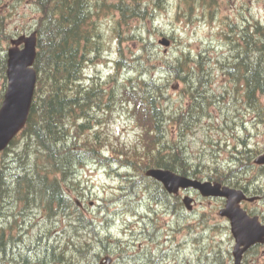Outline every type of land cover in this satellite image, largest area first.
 Wrapping results in <instances>:
<instances>
[{
	"label": "trees",
	"instance_id": "trees-1",
	"mask_svg": "<svg viewBox=\"0 0 264 264\" xmlns=\"http://www.w3.org/2000/svg\"><path fill=\"white\" fill-rule=\"evenodd\" d=\"M151 1L149 10L142 0H117L114 4H106L104 0H33L38 14L33 29L37 34L34 68L38 78L26 126L0 153V264H98L102 252H97H111L113 248L106 250L100 244L95 248L77 239L81 232L94 229L71 195L73 192L81 195L83 187L77 175L88 163L107 167L110 172L114 167L116 171H124L127 182L121 191L123 197L127 196L125 200L137 184L147 188L154 184L158 188L156 197L166 204L173 199L179 209L182 207L179 199L169 196L158 182L147 177L146 170L161 168L202 180L198 170L190 166L183 148L165 143L164 111L160 105L162 85L153 79L131 77L120 82L117 78L118 69L128 66L123 64L119 47L115 72L106 81L92 79L86 83V66L97 61L104 48L103 34L96 21L100 9L111 7L119 12L112 27L113 38L119 40L121 26H128V20L153 15L162 0ZM215 4L216 0H178L180 14L176 17H190L198 9L206 14L211 8L214 10ZM2 21L0 17V25ZM227 27L229 32H223V36L235 54L233 61L222 64V69L242 83L246 104L257 116L264 117V23L252 14ZM145 48L143 44L142 49ZM198 56L202 58L201 54ZM165 62L181 79L182 59ZM199 62L196 59L193 68L201 69L198 76L204 72ZM5 71L6 53L0 48L3 82L0 103L6 85ZM106 83L112 87L106 90L103 86ZM203 93L199 87L190 91L193 105L189 112L195 110L197 103L202 109L206 98ZM116 105L129 110L140 130L134 144L110 142L103 128L106 118L99 117V113L107 115ZM182 116L179 115V124L186 120H181ZM235 151L233 163L223 170L212 173L209 170L207 180L242 189L247 195H258L257 185L245 173L257 168L253 163L259 151L254 148ZM129 170L135 174L131 175ZM56 237H67L62 241L66 243L60 247ZM97 248L101 250L96 251ZM116 253L120 256L121 248ZM150 258L140 264H150Z\"/></svg>",
	"mask_w": 264,
	"mask_h": 264
},
{
	"label": "rangeland",
	"instance_id": "rangeland-1",
	"mask_svg": "<svg viewBox=\"0 0 264 264\" xmlns=\"http://www.w3.org/2000/svg\"><path fill=\"white\" fill-rule=\"evenodd\" d=\"M104 1L106 4L117 2ZM142 2L150 10L152 1ZM177 4L178 0H162L153 15L128 20V26L120 27L119 40L112 36V27L119 12L111 7L100 9L96 21L103 34L104 48L101 57L86 66L84 74L88 79L86 83L92 79L106 81L115 72V62L120 57L119 47L123 64L128 66L118 69L117 78L120 82L131 77L153 79L162 85L160 105L164 111L165 143L182 147L190 166L207 179L209 170V173L223 170L233 163L236 149L254 148L259 151V156L264 153V117L257 116L246 104L242 83H237L222 69V64L233 61L235 54L223 36V32H229L227 24L241 23L242 17L252 14L264 23V0H216L214 10L211 8L206 14L200 9L194 10L190 17H176L180 14L177 13ZM37 15L33 0H0V17L3 18L0 48L5 53L11 47L12 39L31 33ZM162 37L171 41L165 53L164 47L158 44ZM143 44L145 49H142ZM177 59L184 62L181 79L178 73L169 70L165 62ZM196 59L204 70L200 76L201 69H193ZM2 85L0 80V91ZM103 86L107 90L112 84ZM196 87L204 91L206 98L202 101V109L197 103L195 110L189 112L188 108L193 105L190 91ZM106 114L101 111L98 116L106 118L103 128L110 142L119 140L131 145L138 140L140 130L129 110L116 105ZM180 114H183L181 120L186 118L181 124L178 121ZM105 149L112 150L110 147ZM116 170L117 167L110 172L107 167L84 165L77 175L83 187L82 193L80 196L71 193L85 220H90L96 229L91 232L98 233L81 232L77 239L94 247L100 244L106 246V250L113 248L108 254L96 249L101 250L98 254L102 252L103 264L106 263L104 257L108 255L113 264H140L145 256H153L150 264H214L216 255H228L227 249L229 246L232 249L233 242L227 231L220 227V223H224L218 216L223 202L189 192L197 203L191 212L184 209V213H179H191L188 217H176L172 215L178 214L176 203L171 199L166 204L157 198L158 188L154 184L149 188L142 183L137 184L125 200L127 196L123 197L121 189L127 181L124 180V171ZM129 172L135 174L133 170ZM245 174L249 175L250 182L257 185L259 193L255 196L261 198L256 197L259 200L255 202H244L242 206L251 214H264V167L250 169ZM183 194L181 191L179 197ZM248 198L253 199V195H248ZM155 218L157 227L161 229L158 237L153 231V226L157 225L156 221L153 223ZM62 229L63 226L59 230ZM100 239L102 243H96ZM59 240L61 247L67 237ZM118 248H121L122 261L116 253ZM255 250L247 257L246 264H264V248ZM225 261L227 264L228 258Z\"/></svg>",
	"mask_w": 264,
	"mask_h": 264
},
{
	"label": "water",
	"instance_id": "water-1",
	"mask_svg": "<svg viewBox=\"0 0 264 264\" xmlns=\"http://www.w3.org/2000/svg\"><path fill=\"white\" fill-rule=\"evenodd\" d=\"M169 40L162 39L159 44L168 47ZM37 36L33 32L28 36H20L11 40V47L7 50L6 62V90L0 105V152L24 128L27 123L37 82V72L34 62L37 56ZM264 164V155L254 161ZM146 176L160 182L169 194H175L179 189L192 188L202 197H221L226 199L225 207L219 211L220 216L230 220L231 232L235 240L233 256L234 264H240L242 255L256 243H264V226L256 217L250 218L240 207L246 198L241 190L222 187L218 183L198 181L178 175L165 169H149ZM188 209L192 199L184 198Z\"/></svg>",
	"mask_w": 264,
	"mask_h": 264
},
{
	"label": "flooded vegetation",
	"instance_id": "flooded-vegetation-1",
	"mask_svg": "<svg viewBox=\"0 0 264 264\" xmlns=\"http://www.w3.org/2000/svg\"><path fill=\"white\" fill-rule=\"evenodd\" d=\"M189 192H191V191H188V192H185L184 194H189ZM193 192V191H192ZM259 198H261V197H259ZM221 202H223L224 204H223V206L225 205V200H223V199H219ZM259 200V199H258ZM244 202H246V201H244ZM244 202L243 203H241V206L244 204ZM255 202V201H254ZM197 203V199H194V201H193V207L195 206V204ZM243 207V206H242ZM183 211V210H182ZM247 213H248V215L250 216V217H257L258 218V220H260V222L261 223H263L264 224V214H251V213H249V211H247V210H245ZM184 213V212H183ZM172 215H175L176 217H188V215H190V214H172ZM147 217H150V216H147ZM139 218H142V219H144V217H142V216H140ZM153 218H151V220H152ZM219 220L220 221H222L223 223H224V227L226 228V227H228L229 229H230V227H229V225H230V221L227 219V218H225V217H220L219 216ZM154 221H156L157 222V219L155 218V220H153V223H154ZM158 226V222H157V225H155V226H153V228H156ZM171 227H172V225H171ZM220 227L221 228H223L224 229V227H223V225L220 223ZM260 248H264V245H257V246H255V247H252L250 250H248L246 253H244L243 255H242V262H241V264H246V259H247V257L248 256H250V255H252L256 250L255 249H260ZM228 251V250H227ZM217 256V255H216ZM228 258V261H227V264H233V261H234V258L232 257V253L229 251L228 252V255L226 256V255H221V257H218L217 256V259H215L214 260V264H225V260ZM101 263V262H100ZM111 264V263H110ZM205 264H207V263H205Z\"/></svg>",
	"mask_w": 264,
	"mask_h": 264
},
{
	"label": "bare ground",
	"instance_id": "bare-ground-1",
	"mask_svg": "<svg viewBox=\"0 0 264 264\" xmlns=\"http://www.w3.org/2000/svg\"><path fill=\"white\" fill-rule=\"evenodd\" d=\"M241 80V79H240ZM177 210V209H176ZM149 229V228H148ZM151 229V228H150ZM9 245V244H8ZM99 247V246H98ZM96 248V247H95ZM15 249V248H14ZM98 249V248H97ZM7 251V250H6ZM100 252V251H99ZM8 253V252H7ZM161 253V252H160ZM167 253V252H166ZM157 254V253H156ZM158 255V254H157ZM167 255H168V253H167ZM15 257H16V255H15ZM18 258H16V260H17ZM71 260H72V258H71ZM132 262V261H131ZM155 262V261H154ZM157 262V261H156ZM27 263V262H26ZM46 263V262H45ZM48 263V262H47ZM91 263V262H90ZM159 263V262H158ZM41 264V263H40ZM69 264V263H68Z\"/></svg>",
	"mask_w": 264,
	"mask_h": 264
}]
</instances>
